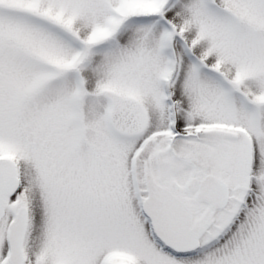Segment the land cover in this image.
<instances>
[{
  "label": "snow or ice",
  "instance_id": "snow-or-ice-1",
  "mask_svg": "<svg viewBox=\"0 0 264 264\" xmlns=\"http://www.w3.org/2000/svg\"><path fill=\"white\" fill-rule=\"evenodd\" d=\"M0 264H264V0H0Z\"/></svg>",
  "mask_w": 264,
  "mask_h": 264
}]
</instances>
